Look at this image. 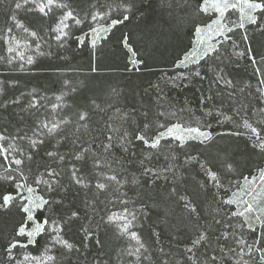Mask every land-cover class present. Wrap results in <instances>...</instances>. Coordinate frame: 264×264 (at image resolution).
<instances>
[{
	"label": "snow or ice",
	"instance_id": "6c2138e0",
	"mask_svg": "<svg viewBox=\"0 0 264 264\" xmlns=\"http://www.w3.org/2000/svg\"><path fill=\"white\" fill-rule=\"evenodd\" d=\"M12 4L11 25L0 30L15 53L9 65L34 63L22 50L30 43L46 54L39 31L18 19L21 10L51 21L46 30L59 47L73 36L88 47L91 73L112 43L123 52V71L141 76L153 74L166 41L187 32L191 45L173 63L182 71L163 73L149 84L154 95L145 89L147 99L131 110L102 105L85 94L87 84L68 80L56 103L45 104L35 89L26 104L23 93L0 101L9 123L15 118L13 128L0 129V264H264V165L244 174L221 144L243 137L264 156V40H256L264 37V0ZM241 63L252 69L254 90L250 82L237 86L232 69ZM194 84L202 85L195 110L166 91ZM64 109L71 114L60 115ZM169 229L186 240L176 251L163 243Z\"/></svg>",
	"mask_w": 264,
	"mask_h": 264
},
{
	"label": "trees",
	"instance_id": "16d2710c",
	"mask_svg": "<svg viewBox=\"0 0 264 264\" xmlns=\"http://www.w3.org/2000/svg\"><path fill=\"white\" fill-rule=\"evenodd\" d=\"M75 3L81 7L87 6V0H75ZM14 5L12 0H5L4 3L0 4V30H3L6 26L11 25V21L8 19L9 14L13 10ZM18 19L23 20L28 26L39 31L42 39L41 50L46 54L40 56L35 52L34 63L25 67L24 71H20L18 66H9L7 59L9 53L7 52V46L0 40V82H2L3 92L0 94V101L11 100L21 93L24 94L22 97V103L26 104L27 100L30 99L29 93H32L35 89L36 94L39 96L48 97L53 93H61V88L58 82L64 80L65 77H69L72 81L76 82L71 86H79L83 88L84 84L88 85L86 95H92L95 93L100 96L98 103L103 104H114L116 107L127 108L131 110L132 107H139L142 99H147L145 89H149L148 95H154L153 91L149 88L150 83H154L163 74L168 73L169 75H175L177 71L181 69H174L173 63L175 59L182 55L191 45V40L187 32H184L179 40L170 39L166 41L167 50L165 51L163 45L161 51L164 52L163 56H158L154 62L153 74L145 75H133L125 73L123 71L124 56L115 43L109 44L103 48V55L100 57L99 71L97 73H91L89 71V64L91 63V52L88 47H80L76 41L75 36L67 39L64 43V47H59V43L53 39V34L48 32L46 29L49 27L51 21L41 18L36 13H26L24 11H18ZM86 30V25L83 26ZM75 35H79L80 31L77 28L72 30ZM2 35V31H0ZM257 42L264 40V37L257 36ZM33 45V43H31ZM34 46V45H33ZM258 46V44H257ZM51 52L52 55H47ZM232 74L235 77L238 87H243L245 83L250 82L254 90L256 86V80L252 76V69L246 63H241L239 67L232 69ZM91 77H95L94 83L91 82ZM108 77H119L113 83L108 80ZM15 82L12 83L11 82ZM97 82V83H96ZM207 84L203 85L206 87ZM202 87L200 84H194L188 89H166L168 94L174 98L175 101L182 104L185 99L189 101L193 109L197 106V96L195 89ZM116 90V93L113 92ZM66 90V89H64ZM246 94V93H245ZM75 94H72L74 96ZM72 96L66 97L65 103L71 104ZM49 101H44L45 103ZM255 104L256 101L252 100ZM49 104V102H47ZM21 113L19 107L11 106L9 112ZM42 111H44L42 109ZM65 113L71 114L68 109H64L59 114L64 115ZM112 114V109H109V115ZM8 113L0 111V129L5 125L9 128L15 126L14 119L12 123L6 119ZM74 118V117H73ZM107 117H104L106 119ZM95 120L102 123L101 117H94ZM220 132H226L231 129V125L225 127H218L213 125ZM221 144L228 145L230 150L236 154L237 160L241 162V170L244 174H248L250 170L254 169L257 165H264V156L256 154L248 145V142L243 138L227 137L225 136L221 140ZM168 235L163 239L165 248L172 247L173 251H176L177 247H183L186 240L183 236L177 241L173 239L174 230H166ZM147 237V233H145ZM151 243V241H149ZM116 242L113 241V245ZM95 250H93L94 252Z\"/></svg>",
	"mask_w": 264,
	"mask_h": 264
},
{
	"label": "rangeland",
	"instance_id": "374dc122",
	"mask_svg": "<svg viewBox=\"0 0 264 264\" xmlns=\"http://www.w3.org/2000/svg\"><path fill=\"white\" fill-rule=\"evenodd\" d=\"M14 34L17 35L18 37H20L22 40H23V39H29V40H31V38L27 37L26 34L23 33V31L20 30V29H15V30H14ZM40 41H41V40H39V43L41 44ZM33 45H34V46H33ZM33 45H31V43H30L29 46H28L27 48H23V49H22V50L24 51L25 58H26L27 56H29V55H31V56H33V57L35 58V53H36V50H35V44L33 43ZM34 52H35V53H34ZM9 54H10L9 57H10V56L15 57V53H9ZM36 54H37V53H36ZM21 63L24 64V68L28 66V64L26 63V61H20L19 58L14 59V60H13V63H12L11 65H9V64H8V65H9V66H18V67H19V65H20ZM91 78H94V79H91V82L94 83V81L96 80V78H95V77H91ZM117 78H119V77H108V80H109L111 83H113V81H115ZM64 80H68L69 82L72 81L71 79H69V77H65ZM64 80L58 82V83L60 84V86H61V88L59 89L60 91L65 89V88H64V85H63V81H64ZM117 80H118V79H117ZM71 83H72V85H74L76 82H75V81H74V82H70V84H71ZM96 83H97V82H96ZM11 84H12V83H11ZM0 88L3 89L2 82H0ZM0 94H1V93H0ZM57 95H60V93L58 92V93L50 94V95L48 96V100H49V101H47V102H49V104H51V103H56L55 96H57ZM65 100H66V97H65ZM47 102H46V103L44 102V103H45V104H48ZM64 102H65V101H64ZM114 210H115V209H114Z\"/></svg>",
	"mask_w": 264,
	"mask_h": 264
}]
</instances>
